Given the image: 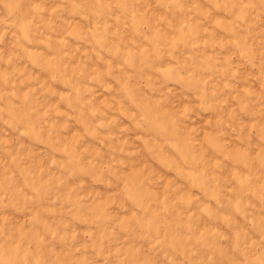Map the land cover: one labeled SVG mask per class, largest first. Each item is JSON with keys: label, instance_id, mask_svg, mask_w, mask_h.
<instances>
[{"label": "rangeland", "instance_id": "1", "mask_svg": "<svg viewBox=\"0 0 264 264\" xmlns=\"http://www.w3.org/2000/svg\"><path fill=\"white\" fill-rule=\"evenodd\" d=\"M0 264H264V0H0Z\"/></svg>", "mask_w": 264, "mask_h": 264}]
</instances>
